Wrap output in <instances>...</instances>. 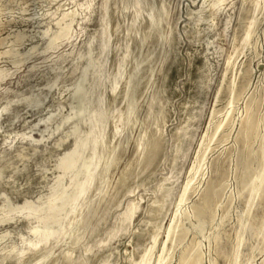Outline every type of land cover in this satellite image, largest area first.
Returning a JSON list of instances; mask_svg holds the SVG:
<instances>
[{"label":"rangeland","instance_id":"obj_1","mask_svg":"<svg viewBox=\"0 0 264 264\" xmlns=\"http://www.w3.org/2000/svg\"><path fill=\"white\" fill-rule=\"evenodd\" d=\"M133 1L0 0V264H139L142 259L156 264L203 137L229 115V123L205 155L204 176L181 207L190 215L183 221L190 231L175 241L169 264H179L183 254L189 255L186 248L195 246L202 256L199 264H233L241 218L246 223L238 263L264 264V192L250 216L245 213L247 185L262 171L264 160V1L256 13L258 28L249 47L235 56L256 0H226L215 17L198 27L190 24L189 15L203 0H156V11L161 5L167 8L161 27L153 19L161 45L150 57V69H139V62L152 49V38L138 46L128 63L129 70L133 68L129 94L141 87L144 91L125 127L113 120L121 100L109 103L106 125L99 133L97 106L101 100L109 102V96L117 99L127 80L111 77L109 67L128 51L126 37L136 16ZM110 23L117 24L115 33L107 30ZM115 45L119 51L112 55ZM246 68L249 77H243ZM202 75L203 88L189 113L186 154L175 158L170 136L186 119L187 104L196 99ZM158 89L167 115L163 159L144 178L123 177L147 129L145 121ZM249 115L254 130L246 140L249 128L244 121ZM150 141L147 152L154 144V139ZM97 146L106 158L92 193ZM118 153L122 155L117 158ZM115 160V168L104 173ZM248 160L245 169L241 164ZM133 183V191L126 193ZM164 184L172 190L166 211L158 217L152 209L161 205ZM203 193L212 199V214L199 215L206 225L196 232L193 208L202 206ZM132 204L134 217L124 226ZM70 222L73 226L55 240ZM36 228L50 232L36 241ZM20 257L22 263L17 261Z\"/></svg>","mask_w":264,"mask_h":264},{"label":"bare ground","instance_id":"obj_2","mask_svg":"<svg viewBox=\"0 0 264 264\" xmlns=\"http://www.w3.org/2000/svg\"><path fill=\"white\" fill-rule=\"evenodd\" d=\"M203 1L204 2L202 4V6L198 7L197 10H195V13H192V14L189 15V22H190V24L193 27H198L201 23L209 22L213 17H215L221 11L222 7L226 3V0H211V2L207 5L206 4L207 0H203ZM263 1L264 0H256L255 12L253 13L254 15L252 16L251 20H249L250 22L248 24L247 29L245 30L243 38L241 39L240 47L235 49V52H234L235 56L243 53L249 47L251 39H252L256 29L258 28L257 26H258L259 22H258V19L256 17V13L258 12V10H260L259 9L260 2H263ZM133 2H134L133 3L134 5L132 6V8L135 7L133 13H135L136 16L130 22L129 34L126 37L127 38L126 47H127L128 51L123 56V59H121V57H120L113 66L109 67L110 68L109 72H110L111 77H113V78L114 77L115 78H118V77H122L123 78V77H125V78H127V80L124 81L123 90L118 94V96H117L118 98L115 96L117 99L113 98L114 95H113V97L109 96V102H103L101 100L100 103H99V107L97 106V109L95 111V116H96V118H98V120H99V122L101 124V125H99V128H100L99 133H100V131H102V128L106 125L107 113H108V110H109V106H111L112 102H114V101L116 102L118 100H121L120 101V104H121L120 106L121 107L117 108L118 111L115 112L113 120L115 121V123L121 124L122 127H125L126 123L128 122L127 119L130 117V115H129L130 112L135 108V105L139 101L140 96L142 95V93L144 91V88L141 87V89H139L138 92H135V94L130 95L129 92H128V89H129L128 85H130V83H131V82L129 83V81H131V79H132V69H133L132 68L131 70H129L128 63H129V59L131 58L132 53H134L135 50L138 51V48H140L138 46L140 44H145L150 38H152V42L154 41L153 42L154 45H153L152 49L147 51V52H144L142 54L140 62H139V67H140L139 69H150V64H148L150 62V57L155 55L156 51L158 50V48L161 45L160 44V39H159V34H158L160 31H157L155 29V27L153 26V19L155 18L156 22H157V25L159 27H161V25L163 24L164 20L167 17V8L164 7L163 5H161V7L159 8V11H156V7H157L156 6V0H134ZM105 12H106V8H105ZM69 16H71V13L70 14H65L63 17L65 19L66 17H69ZM111 23H113V22H111ZM111 23L108 26L107 30L115 33L116 29H117V24L115 23L112 26ZM141 30H145V32L143 34H139L138 32H140ZM107 33H108V31H107ZM118 47H119V45H115L114 46V48L111 51L112 55H114L116 52L119 51ZM107 48L108 47H106V49ZM136 54H137V52H136ZM233 58L235 59V57H233ZM227 66H228V69H226V70L229 71L230 67L232 66L231 62H229V65H227ZM240 75H241V73H240ZM248 75H250V70L248 68H246L243 71V77H246ZM139 76H141V75H139ZM204 77H205V75H202V76L199 77L198 84L196 86V89H197L196 99L190 101L187 104L186 110H187V114L188 115L186 116V119L181 123V125L178 127V129L176 131H174L172 133V135L170 136V144H171L170 146H171V149H172V152H173V155H174L175 158L177 156H180V155L184 154V153L186 154V150H184V144H185V142H188L190 131L187 132V129L191 126L190 125L191 122L189 120V113L192 112V106L195 104V102H196V100H197V98H198V96L200 94V91L203 88ZM234 89H235L234 85H232L230 87L231 94L234 92ZM235 91H237V90H235ZM111 94H114V93L111 92ZM221 94H222V92L219 91L218 94H217V98L218 99H219ZM160 95H161V90L158 89V91H157V93H156V95H155V97H154V99H153V101H152V103L150 105L149 113H148V116H147L146 121H145V123L147 125V129L144 131L143 135L139 139V143L137 145V149H136V151L134 153V156L129 161V163L126 165V167L124 168V170L122 172V176L123 177L130 174V175L135 176L136 180H138V179H140L142 177L144 178V175L152 173L155 170V168H157V166L160 164V162L163 159V152L165 150L166 143H167L166 142V138H165V133L163 132V127H164V123L167 121V115H166V112L164 111L165 102L160 100ZM234 97L236 98V96H234ZM232 100L229 102V105L233 106V101L234 100L233 101ZM108 104H109V106H108ZM214 115H216V114H214ZM245 115H246V112H245ZM131 117H133V116H131ZM211 118H213V117H211ZM230 118H231V116L229 115L227 117V119L225 120V122H220L218 125H216L214 127V130H213L212 133H209V131L207 133L205 132L206 134L203 137V141H202V143L200 145V149H199V151L197 153L196 160H195L192 168L189 170L188 181L185 184V186L183 187L182 194H181V196H180V198L178 200L177 210L173 214V217H172V219L170 221V224H169V227H168V231H167V240H166V242L163 245L162 253L157 258L156 264H169L170 261H171L170 252L174 251L175 241H177V240L181 241L182 238L185 237L189 233L190 229L186 228L183 225V221L184 220H189L190 219V215H188V214H186L184 212L182 213L181 207H182V205H184L185 202H187L189 194L192 191H196L195 182L197 181V179L199 177L204 176L202 171H203V162L206 160L205 159V155H206V153H208L209 149H211V144L214 142L215 137L222 131L223 126L227 125L229 123ZM242 120H244V119H242ZM244 122H245V125L248 126V128H249V131L247 130L248 132L246 133L245 137H246V140H250L252 138V136H253V130H254V121L252 119V116L249 115L248 118L246 119V121H244ZM95 130H96V128H95ZM118 130L119 129L116 128L115 131L117 132ZM110 134L112 135L113 132H111ZM263 135H264V133H263ZM101 138H103V137L101 136ZM151 139H154V144H153L151 150L149 152H147L148 144H149V141ZM93 148H94V146H93ZM111 149L112 148L110 147L109 150H108L109 154L112 151ZM261 150H262L261 152L264 153V137H263ZM93 154H95L94 155L95 156V159H94V165H95L94 169L95 170L93 169L95 171V173L91 172L92 169L89 172L92 175L94 173V175L97 176V180H95V183L93 184V188H91L92 191L90 190V192H92V193H94L96 191L97 182L99 181V178L103 175L102 167L104 165L105 158H106L104 153H102V154L100 153L99 154L98 146L95 148V153H93ZM120 155H122V153H120L117 156V158ZM250 163H251V160H248L244 164H241V165L245 169H248L249 168L248 166H249ZM115 164H116V160L114 161V163L109 168H107V170H105L104 173L108 172L111 169H114L115 168ZM236 168H237V166H236ZM89 179H88L87 182L90 181ZM92 179H93V177H92ZM93 181H94V179H93ZM90 182H92V181H90ZM89 186L92 187V185H89ZM134 186H135V183L130 185V187H128L126 193H130L131 191H133L132 188ZM171 190H172V188L169 187L167 184H164V185H162L160 187V192H161L160 199L162 201L161 205H159L158 207L152 209L153 213L155 212V215L157 213L158 217L162 214V212L166 211V208H167L168 203H169V195H170ZM263 192H264V160H263V163H262V171L260 173H258L251 180L250 184L247 185L248 202H247L246 211H245L247 216H250V213H252L251 211H252V209H253V207L255 205V202L262 196ZM88 194H90V193H88ZM85 195H87V194H85ZM81 196H82V194H81ZM201 197H202V206L201 207L196 206V207L193 208L192 217L194 219H198L200 214H202L206 218L208 216L210 217L211 214H212V207H211V200L212 199H208L206 196H204V193H203V195ZM78 198H80V197H78ZM215 198H216V196H215ZM83 199L85 200V198H82V200ZM261 200H263V198H261ZM261 200H259V201L261 202ZM77 210H78V208H77ZM159 210H160V212H159ZM82 211L83 210H81L79 212L81 213ZM135 211H136V205L132 204L131 208H130V213L128 215H126L124 220H123V225L124 226H126L127 223L130 221V219L132 217H134L133 215L135 214ZM150 212H151V210H150ZM154 217H155L154 219H156V216H154ZM74 221H75V219H74ZM154 221L155 220H153V222ZM81 222H83V220ZM239 222H240V231L241 232H239L237 234V237H236V246H235V251H234V254H233V257H232L233 264H239L238 263V261L240 260L239 251H240V248L242 246L243 239H244L242 231L245 228V223L246 222L243 220V218H241ZM67 224H69V225L66 228V230L65 231H63V230L59 231L57 237L55 238V240L58 239L59 237L64 236L67 233L68 229L73 226V222H70V223H67ZM157 225H158V223H157ZM205 225H206V219L205 218L202 219V220L198 219V223L196 224V226L194 225V230H196V232H202L205 229ZM151 226L153 227V225H151ZM49 232H50L49 230H45V229L40 230L39 228H36V229L33 230V236L37 239L36 241H38V240L40 241L44 236H47L49 234ZM156 242H157V240H156ZM169 242L171 243L170 247L167 246V243H169ZM197 247L198 246H195L192 249L186 248V250L184 252H189V255L188 256H184V254H183L181 256L180 260H179V264H199L198 262L201 261L202 256L198 255L199 250H198ZM189 249H190V251H189ZM153 250H154V248H153ZM166 251H168V252L165 253ZM87 252H89V249H86V253ZM146 256H148V255H146ZM145 259L147 260V257H145L144 260ZM17 261L19 263H22V257L18 258ZM148 261L150 262V259ZM145 262L148 264L147 261H145ZM145 262L142 259V261L139 264H144ZM85 263L87 264V262H85Z\"/></svg>","mask_w":264,"mask_h":264}]
</instances>
